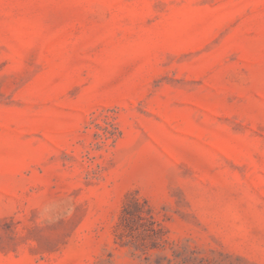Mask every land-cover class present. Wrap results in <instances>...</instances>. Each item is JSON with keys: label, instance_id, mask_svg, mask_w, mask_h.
<instances>
[{"label": "rangeland", "instance_id": "rangeland-1", "mask_svg": "<svg viewBox=\"0 0 264 264\" xmlns=\"http://www.w3.org/2000/svg\"><path fill=\"white\" fill-rule=\"evenodd\" d=\"M0 264H264V0H0Z\"/></svg>", "mask_w": 264, "mask_h": 264}, {"label": "trees", "instance_id": "trees-1", "mask_svg": "<svg viewBox=\"0 0 264 264\" xmlns=\"http://www.w3.org/2000/svg\"><path fill=\"white\" fill-rule=\"evenodd\" d=\"M136 204H137V206H140V202L139 201H136ZM123 211H125V206L123 208ZM131 215H137V217H139L140 219H145L146 218L144 216V214H143V210H141V209H138L137 212L132 213ZM151 231H155V229L151 228Z\"/></svg>", "mask_w": 264, "mask_h": 264}]
</instances>
